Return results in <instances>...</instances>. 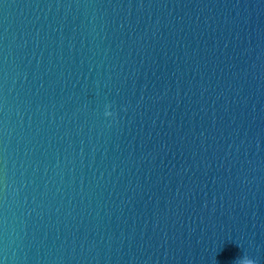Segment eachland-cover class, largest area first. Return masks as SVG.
I'll return each instance as SVG.
<instances>
[{"label": "water", "instance_id": "1", "mask_svg": "<svg viewBox=\"0 0 264 264\" xmlns=\"http://www.w3.org/2000/svg\"><path fill=\"white\" fill-rule=\"evenodd\" d=\"M244 257L264 264V0H0V264Z\"/></svg>", "mask_w": 264, "mask_h": 264}, {"label": "clouds", "instance_id": "2", "mask_svg": "<svg viewBox=\"0 0 264 264\" xmlns=\"http://www.w3.org/2000/svg\"><path fill=\"white\" fill-rule=\"evenodd\" d=\"M105 114L111 116L112 112L109 110ZM241 264H257V261L250 259V258H247V257H244L241 261Z\"/></svg>", "mask_w": 264, "mask_h": 264}, {"label": "snow or ice", "instance_id": "3", "mask_svg": "<svg viewBox=\"0 0 264 264\" xmlns=\"http://www.w3.org/2000/svg\"><path fill=\"white\" fill-rule=\"evenodd\" d=\"M110 107V106H109Z\"/></svg>", "mask_w": 264, "mask_h": 264}]
</instances>
